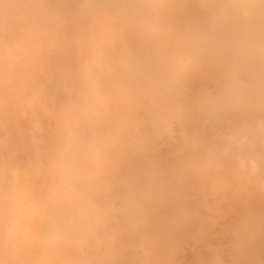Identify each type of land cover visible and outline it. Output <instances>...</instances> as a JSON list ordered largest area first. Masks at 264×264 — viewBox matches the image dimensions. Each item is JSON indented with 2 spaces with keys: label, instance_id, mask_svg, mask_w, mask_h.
Segmentation results:
<instances>
[{
  "label": "bare ground",
  "instance_id": "1",
  "mask_svg": "<svg viewBox=\"0 0 264 264\" xmlns=\"http://www.w3.org/2000/svg\"><path fill=\"white\" fill-rule=\"evenodd\" d=\"M204 2L169 23L214 44L193 93L245 86L213 116L155 91L133 0H0V264H264L262 70L231 54L256 0Z\"/></svg>",
  "mask_w": 264,
  "mask_h": 264
},
{
  "label": "clouds",
  "instance_id": "2",
  "mask_svg": "<svg viewBox=\"0 0 264 264\" xmlns=\"http://www.w3.org/2000/svg\"><path fill=\"white\" fill-rule=\"evenodd\" d=\"M196 2L208 16L212 15L211 4H206L204 0ZM177 7L173 0H133L130 16L133 19L142 17L144 23L141 27L167 45L161 71L154 85L155 91L168 102H174L189 112L213 116L225 106H231L245 91V86L225 84L215 90L192 92L194 76L210 64L215 48L207 38L204 27L186 22L177 28L169 23V17ZM251 7L257 11L255 14L249 13L248 30L242 38H236L231 54L261 68L260 88L264 94V0H256ZM173 31L177 32L175 37L170 36ZM43 195L42 192L37 193L35 198L40 200Z\"/></svg>",
  "mask_w": 264,
  "mask_h": 264
},
{
  "label": "rangeland",
  "instance_id": "3",
  "mask_svg": "<svg viewBox=\"0 0 264 264\" xmlns=\"http://www.w3.org/2000/svg\"><path fill=\"white\" fill-rule=\"evenodd\" d=\"M21 148H22V146H21ZM24 154H25V151L23 149H21L20 155L18 156L17 153H16L13 161L15 163L16 162H20L22 164L25 161V158H23Z\"/></svg>",
  "mask_w": 264,
  "mask_h": 264
}]
</instances>
